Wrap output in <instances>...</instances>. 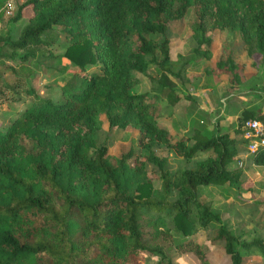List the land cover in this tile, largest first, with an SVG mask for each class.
Returning <instances> with one entry per match:
<instances>
[{"label":"trees","instance_id":"trees-1","mask_svg":"<svg viewBox=\"0 0 264 264\" xmlns=\"http://www.w3.org/2000/svg\"><path fill=\"white\" fill-rule=\"evenodd\" d=\"M5 1L0 0V14ZM28 6L32 15L18 38L5 40L9 58L17 49L23 54L16 66L4 68L32 98L0 126V264H146L145 255L158 257L156 264H173L172 250L213 264L205 246L187 238L201 229H209L206 241L223 244L229 264L264 257V238H240L201 198L209 186L238 187L243 170L229 164L244 140L223 132L218 120L209 128L207 120L194 118L172 142L158 122L161 106L187 98L172 77L182 78L189 61L171 58L168 32L191 10L193 53L205 54L213 31L226 29L237 32L248 56L263 57L264 0H20L11 21H19ZM54 26L66 41L63 56L78 67L58 100L22 85L34 73L28 62L52 59ZM223 54L216 70L236 75V54ZM96 63L99 70L88 71ZM151 68L154 75L147 74ZM134 72L148 75L156 91H137ZM0 97H7L2 89ZM101 115L109 128L134 129L135 143L146 154L131 146L114 154L97 145ZM248 118L264 122V111L242 110L234 133ZM163 146L185 164L169 170L166 158L153 151ZM208 150L213 155L189 162ZM252 161L264 166V149ZM148 163L159 170V188Z\"/></svg>","mask_w":264,"mask_h":264},{"label":"rangeland","instance_id":"rangeland-1","mask_svg":"<svg viewBox=\"0 0 264 264\" xmlns=\"http://www.w3.org/2000/svg\"><path fill=\"white\" fill-rule=\"evenodd\" d=\"M14 4L12 14H0V89L7 95L0 97V126L16 117L25 107L30 104L31 96L22 91L16 84L18 77L5 66H16L22 55V50L17 49L14 59L9 58L11 47L5 43L7 38L16 40L24 25L28 23L32 11L30 6L23 11L22 18L15 22L11 21L20 0H11ZM191 10L187 12L174 31L168 32L170 39V56L176 59L183 56L187 61L186 73L180 79L172 77L176 83L177 91L187 98H182L175 106H161V116L158 122L172 135V142L192 127L194 118H202L210 128V122L218 120L223 132L233 133L241 140L239 130L234 133L238 126V117L246 108L262 109L264 111V56L255 54L248 56L242 49V43L236 31L215 29L212 41L204 46L205 54L193 53L189 37L192 33L190 28ZM58 32L56 43L50 46L52 59L46 57L36 58L29 63L34 73L23 81V86L33 88L35 94L42 98L58 100L62 96L61 86L65 81L77 73L78 67L63 56L66 41L59 27L54 26ZM224 53L236 54L235 61L240 64V70L233 73H223L216 70V61L225 58ZM98 63L88 65V71H97ZM156 71L151 68L148 75H154ZM138 78L137 91L153 93L155 86L148 75L134 72ZM19 81V80H18ZM77 83V80L75 81ZM18 97L19 99H15ZM198 113V114H197ZM199 121V120H197ZM196 121V122H197ZM138 133L127 127L109 128L104 115L100 116V130L98 132L97 145L105 144L109 151L119 154L121 146H131L136 153L144 156L146 152L135 143ZM240 153L235 161L229 164V168L240 167L243 170L238 187L229 185L209 186L202 190L201 198L209 201L221 218L227 220L229 227L242 239L260 235L264 238V166L254 164L252 155L248 153L246 144L238 143ZM154 153L167 160L166 167L173 171L185 164L182 157L168 146L156 147ZM213 155L211 150L200 152L196 159ZM147 170L151 173V179L155 188L160 187L159 170L157 167L147 164ZM166 225L173 235L177 236L173 223L168 220ZM209 229L198 230L187 238L193 242L204 245L208 258L213 264H229L228 257L224 254L223 244H211L206 241ZM173 264H200L191 253H183L177 250L171 251ZM146 264H156L158 257L145 255ZM245 264H264V257H245Z\"/></svg>","mask_w":264,"mask_h":264},{"label":"built area","instance_id":"built-area-1","mask_svg":"<svg viewBox=\"0 0 264 264\" xmlns=\"http://www.w3.org/2000/svg\"><path fill=\"white\" fill-rule=\"evenodd\" d=\"M14 4L11 0H6L2 12L4 15L12 14ZM241 135L246 144L249 154H254L260 149H264V122L256 118H248L241 125Z\"/></svg>","mask_w":264,"mask_h":264}]
</instances>
